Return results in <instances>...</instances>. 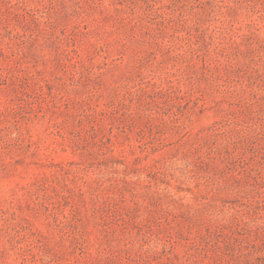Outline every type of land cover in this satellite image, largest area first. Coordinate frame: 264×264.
Masks as SVG:
<instances>
[{"label": "rangeland", "instance_id": "rangeland-1", "mask_svg": "<svg viewBox=\"0 0 264 264\" xmlns=\"http://www.w3.org/2000/svg\"><path fill=\"white\" fill-rule=\"evenodd\" d=\"M0 264H264V0H0Z\"/></svg>", "mask_w": 264, "mask_h": 264}]
</instances>
